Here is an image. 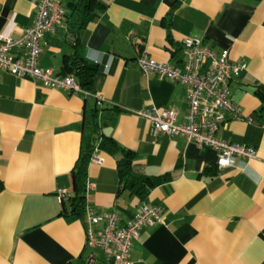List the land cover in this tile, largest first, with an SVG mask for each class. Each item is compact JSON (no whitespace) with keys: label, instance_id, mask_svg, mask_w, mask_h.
<instances>
[{"label":"crops","instance_id":"obj_1","mask_svg":"<svg viewBox=\"0 0 264 264\" xmlns=\"http://www.w3.org/2000/svg\"><path fill=\"white\" fill-rule=\"evenodd\" d=\"M59 1L65 27L46 36L39 66L74 76L68 59L76 53L99 65L95 99L104 133L134 153L137 172L170 178L142 201L124 187L117 158L94 152L101 164L89 165L87 200L98 213H116L120 227L144 205L164 213L162 223L144 227L134 241V264H264V0H104L107 8L95 12L79 48L70 32L81 0ZM38 2L0 0V37L33 27ZM171 11L169 41L164 20ZM131 33L143 50L128 41ZM187 38L228 50L232 63L246 65L231 81L242 119L223 124L217 136L254 149L255 159L220 169L217 151L155 133L139 115L173 110L186 123L185 88L145 75L137 60L145 51L180 66ZM85 97L0 72V264H86V223L66 216L59 197L72 191L85 113L95 100ZM93 252L94 264H114Z\"/></svg>","mask_w":264,"mask_h":264},{"label":"built area","instance_id":"obj_2","mask_svg":"<svg viewBox=\"0 0 264 264\" xmlns=\"http://www.w3.org/2000/svg\"><path fill=\"white\" fill-rule=\"evenodd\" d=\"M64 19L59 0H39L33 27L19 37H0V72L37 80L51 89L88 96L73 77H57L52 71L39 66L46 36L54 34L59 27H65ZM127 39L131 43L137 41L133 33ZM182 45L183 61L180 66L159 63L148 57L145 51L137 61L145 75L156 74L185 88L186 123H180L178 114L173 110L151 108L139 115L149 121L155 133L182 136L199 148L217 151V166L220 169L255 159L257 152L254 149L232 144L217 136L223 124L242 119L241 110L231 100V81L246 71V65L232 63L228 50L214 51L199 38L184 39ZM92 162L101 164L95 156ZM59 197L62 201L67 200L68 191L62 190ZM163 216L160 208L144 205L132 221L120 227V218L116 213H98L87 201L86 246L92 252L87 256L86 264L95 263V249L104 252L114 264H134L131 251L140 231L162 223Z\"/></svg>","mask_w":264,"mask_h":264},{"label":"trees","instance_id":"obj_3","mask_svg":"<svg viewBox=\"0 0 264 264\" xmlns=\"http://www.w3.org/2000/svg\"><path fill=\"white\" fill-rule=\"evenodd\" d=\"M78 8L80 17L73 24L75 26L74 30L71 32L69 30L70 33L76 36L75 48L83 46L81 37L86 35L89 25L95 21V12L107 8V4L104 0H81ZM172 14L173 11H171L168 18L164 20V26L168 32L169 41H172L170 34ZM136 47H138L139 51L143 50L141 43H136ZM183 48L182 45V52L184 50ZM68 60H71V69L74 73V76L71 77H73L82 90L88 94V97L84 95L83 97L87 100L95 99V81L101 67L97 64L87 62L77 53L70 56ZM99 112L98 102L95 99L93 105L88 107L87 114L85 113L87 116H85L84 121L83 145L81 147L78 162L71 174L72 191L68 199L63 201V212L65 215L82 218L85 223L86 205L88 201V168L96 150L107 152L117 158L118 170L123 177L124 187L131 190L142 201H147L152 189L170 179L168 177L149 176L137 172L134 165V153L119 146L112 137L104 133L105 124L100 121ZM86 250L88 256L92 250L87 248V246Z\"/></svg>","mask_w":264,"mask_h":264}]
</instances>
